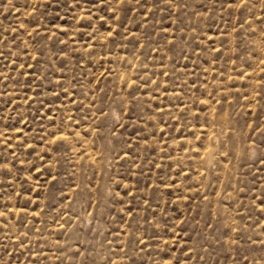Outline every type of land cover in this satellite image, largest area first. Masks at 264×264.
<instances>
[{
	"label": "rangeland",
	"instance_id": "1",
	"mask_svg": "<svg viewBox=\"0 0 264 264\" xmlns=\"http://www.w3.org/2000/svg\"><path fill=\"white\" fill-rule=\"evenodd\" d=\"M0 264H264V0H0Z\"/></svg>",
	"mask_w": 264,
	"mask_h": 264
}]
</instances>
